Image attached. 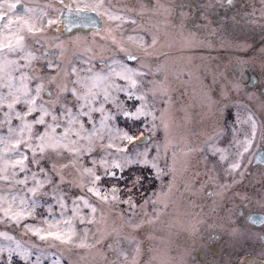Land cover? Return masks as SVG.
<instances>
[{
    "label": "snow or ice",
    "instance_id": "6c2138e0",
    "mask_svg": "<svg viewBox=\"0 0 264 264\" xmlns=\"http://www.w3.org/2000/svg\"><path fill=\"white\" fill-rule=\"evenodd\" d=\"M74 3L85 23H98L88 13L102 21L91 40L51 38L63 23L57 13L69 9L66 0H0V226L5 229L0 230V264H142L141 230L150 229L147 238L154 241L158 229L179 226L196 240L207 216L196 211L193 197H218L213 204L219 207L257 159L253 150L264 147V121L258 122L247 106L243 117L237 106L231 136L220 143L229 134L221 123L226 102L232 92L247 88L242 79L224 84L221 99L214 101L211 86L191 69L169 77V54L161 51L158 28H128L150 13L172 28L179 26L181 42L191 45L196 34L184 36L187 13L177 15L164 0H139L138 8L128 0ZM218 3L208 0L201 18L207 20V11ZM260 5L258 13L241 19L264 29V0ZM258 55L264 58V47ZM151 58L157 61L155 70L145 62ZM261 67L264 74V63ZM161 72L164 78H156ZM189 87L194 96L199 90L206 105H215L217 120L203 141L180 146L173 136L174 93L184 89L181 95L187 94ZM161 130L163 145L153 143ZM210 157L215 158L211 167ZM258 163L264 164V155ZM145 170H150L147 176ZM165 177L170 179L165 182ZM146 180L159 187L145 194ZM210 185L214 191L207 190ZM249 219L264 225V216ZM231 235L240 233L233 229ZM123 242L134 245L131 252ZM149 251L152 256L143 264L183 260L178 247L163 237Z\"/></svg>",
    "mask_w": 264,
    "mask_h": 264
},
{
    "label": "flooded vegetation",
    "instance_id": "af4514ba",
    "mask_svg": "<svg viewBox=\"0 0 264 264\" xmlns=\"http://www.w3.org/2000/svg\"><path fill=\"white\" fill-rule=\"evenodd\" d=\"M164 2L168 7L174 8L177 15L180 12L188 14L184 19L185 36L189 32H194L199 36L212 38V42H224L227 47L208 48L205 51L221 52L215 56L221 57L219 62L225 68H228L233 57V63L229 70L230 75L235 80L242 79L247 84L245 91L258 90L264 102V74H262L261 67L264 58L258 55L260 48L264 47V29L258 25L247 23L246 19H241L245 13L253 11L258 13L261 7L260 0H233L232 5H227L226 0H220V3L214 4L207 11V20L201 18L200 10L203 5L208 3V0H164ZM67 4L76 8L72 2ZM147 6L151 7V3H148ZM148 15L151 18L148 17L147 21L149 19L163 21V17L152 16L150 13ZM139 18H137L136 27L141 25ZM145 19L146 17L143 16L142 22H145ZM172 19L176 20V16ZM149 26L153 30L158 28L152 22ZM213 28L217 30L215 35L211 34ZM158 29L160 37H163L169 29L172 32H180L179 26L172 28L163 22ZM145 36L150 42L151 36L146 33ZM197 38L196 35L195 39L198 40ZM237 43L251 45V47L244 51L234 47ZM239 60L250 62L246 65H239ZM258 116L260 121H264V110L261 108ZM253 151L256 152L257 159L253 160L249 166L242 182L236 185L235 194H228L226 200L222 201L219 207L213 204V200H218V197L199 194L193 197L200 205H203L204 209L211 207L210 215H207L208 221L203 224L205 227H201V236L197 238L196 243L187 245L186 240L178 235L176 227L170 231L166 227L165 231L158 235L154 244L144 243L145 247L142 245L144 254L150 255L149 250L157 247L160 237L165 239V235L172 239L171 247L173 249L178 247L179 253L183 256L181 264H241V261L245 259L247 263L252 259L264 260V240L260 239L264 235V225L252 224L249 219L250 216H264V207H262L264 205V164L258 163L259 157L264 155V147H256ZM214 160L215 158L212 157L210 161ZM209 167H211V163ZM217 172L220 181L223 182L225 179L223 171L217 167ZM201 181L203 182V180ZM207 190L214 191V186L210 185ZM244 197H248V200L245 201ZM214 208L215 211H213ZM233 229L238 230L240 235L233 237L231 235ZM258 231L259 233H257ZM132 246L123 247L131 252ZM171 255L177 256V252L173 251ZM177 259L179 260L180 257L177 256Z\"/></svg>",
    "mask_w": 264,
    "mask_h": 264
},
{
    "label": "rangeland",
    "instance_id": "374dc122",
    "mask_svg": "<svg viewBox=\"0 0 264 264\" xmlns=\"http://www.w3.org/2000/svg\"><path fill=\"white\" fill-rule=\"evenodd\" d=\"M74 3V0H66V3ZM128 3L132 7H139V0H128ZM59 13V12H58ZM57 13V14H58ZM146 21H143V17H140V23L145 29H151L149 24L152 22L155 24L158 28L161 27L163 21H156L154 19H149L147 21L148 17L151 18L148 14L145 15ZM138 20V19H137ZM164 23V22H163ZM133 27H136V25H128V28L131 29ZM171 29L167 30L165 35L161 38V44L163 47L161 48L162 52H166L169 54L168 56V73L169 77L174 79L175 73L183 70L184 72H187L189 69L195 72L196 76L200 78V80L203 81L204 85H210L211 89L209 91V94L211 95L212 99L214 101H218L221 99V87L224 84H227L229 81L235 80L229 73L230 67L233 63V57L232 60L229 63L228 68H225L222 66L219 56H215L217 54H220L221 52H211L205 49L208 48H224L225 46L224 42L218 41L220 43L212 42V38L209 37H202L199 36L197 33V39H195V42L191 45L181 42V37L177 35L178 32H172ZM97 30L93 31L92 33L88 34H74V35H68L63 36L59 35L55 32V28L51 31V38L52 39H58L61 41H83L85 39L91 40L93 37V33ZM147 34V33H146ZM189 34V33H188ZM148 35V34H147ZM185 36V35H184ZM188 36V35H187ZM185 36V37H187ZM211 42V43H210ZM172 44V47H169L168 44ZM243 44L237 43L234 45L236 48H243ZM206 47V48H204ZM222 56V54H221ZM230 56V55H229ZM147 64L151 66L153 70L156 68L157 61L155 58H151L145 61ZM163 63V59L160 61ZM133 67H136L137 65L133 62ZM223 74V75H221ZM216 78L217 83L213 84V78ZM158 79L164 78V73H158L157 77ZM147 79L151 80L153 77L149 76ZM185 79H187V76H185ZM243 88V85H242ZM184 91V89H180L179 91L174 93L175 97V105L173 107V116H174V128H173V136L175 137V143L183 146V142L189 141L193 143H199L203 141L206 138V135L211 133L213 126L216 124L217 115L216 113V107L215 105L208 106L203 102V97L199 94V90H197V95H193L192 88L189 87L187 90V94L181 95V93ZM206 91H208L206 89ZM251 97V98H250ZM261 95L259 94L258 90L253 91H245L242 90L239 93L232 92L230 95V99L226 102L227 107L224 111V118L221 120L222 124H226L229 127V134L228 137L224 140H221V145H225L227 143V139L231 136V125L233 121L235 120V115L238 111L237 106H241L239 108V112L241 116H246L247 111L246 108L243 106H247V108H251L253 112L256 115V118L258 122L260 121V118L258 116L262 104ZM153 143H159L163 145V142L165 140L164 132L161 130L157 132V135L152 138ZM163 153V148L161 149ZM153 154H155V150L153 149ZM212 157H210L211 160ZM163 162V161H162ZM195 163V161L193 162ZM211 163V161H210ZM203 166L201 165V172H203ZM221 171V169L219 168ZM150 170H145L144 175L147 176ZM170 179L169 177H165V182ZM206 179L205 177H201V180ZM105 183H109L108 181H105ZM112 183H115V181H112ZM159 187V182L157 181H151L148 180L145 181L144 187L142 191L145 192V194L150 193L154 188ZM203 196V195H201ZM137 202H142L141 197L139 194H136ZM196 200V199H195ZM186 203V201H184ZM121 207H126L124 205H121ZM203 211L204 214L210 215L211 207L208 209H201L200 203L197 201V208L196 211L200 212ZM41 211H43L41 209ZM46 215V213H45ZM208 221V219H207ZM201 227H205V225H201ZM165 228L158 229L159 234H162L165 231ZM0 230H5L3 226H0ZM178 235H181L182 239H185L188 243H196V240H193L191 236L188 235L187 232H184L179 226L176 227ZM151 230L150 229H144L141 230L137 236V239L142 242V245L144 246V243H151L154 244L155 240H149L148 234ZM259 233V231L257 232ZM16 234V233H14ZM176 235V236H178ZM158 237V236H157ZM165 241L172 242V239L165 236ZM188 239V240H187ZM122 246L129 247L130 245L127 242H123ZM134 245L132 246V248ZM145 247V246H144ZM152 256V253L150 255H147L146 253L142 257V264L145 261H148L150 257ZM74 260L78 259V257H73ZM90 261V258H88ZM81 264H88L87 261H82Z\"/></svg>",
    "mask_w": 264,
    "mask_h": 264
},
{
    "label": "water",
    "instance_id": "95a60500",
    "mask_svg": "<svg viewBox=\"0 0 264 264\" xmlns=\"http://www.w3.org/2000/svg\"><path fill=\"white\" fill-rule=\"evenodd\" d=\"M59 15L62 17L63 23L61 26L55 27V32L63 36L74 35L76 33L88 34L92 30H98V28L102 25V21H100V19L95 17L92 13H88L87 15L93 16L98 23L95 25L91 22L85 23L76 15V8H72L70 5L69 9H66ZM72 21H75V23H72ZM247 264H264V260L252 259Z\"/></svg>",
    "mask_w": 264,
    "mask_h": 264
},
{
    "label": "bare ground",
    "instance_id": "6f19581e",
    "mask_svg": "<svg viewBox=\"0 0 264 264\" xmlns=\"http://www.w3.org/2000/svg\"><path fill=\"white\" fill-rule=\"evenodd\" d=\"M93 31H95V30H92L90 33H92Z\"/></svg>",
    "mask_w": 264,
    "mask_h": 264
}]
</instances>
